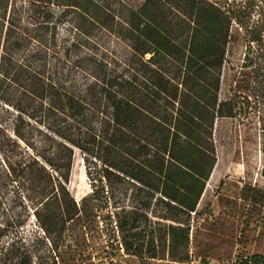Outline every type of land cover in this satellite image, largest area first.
<instances>
[{
  "label": "trees",
  "instance_id": "16d2710c",
  "mask_svg": "<svg viewBox=\"0 0 264 264\" xmlns=\"http://www.w3.org/2000/svg\"><path fill=\"white\" fill-rule=\"evenodd\" d=\"M240 43L234 89L249 69L264 99V0H0V264H69L57 256L63 236L92 231L96 203L117 191L123 252L186 261L217 161L215 124L242 104L236 90L220 97ZM76 151L92 188L80 202L67 187ZM31 219L35 242L50 246L38 255L21 236ZM228 264H264V254Z\"/></svg>",
  "mask_w": 264,
  "mask_h": 264
},
{
  "label": "rangeland",
  "instance_id": "374dc122",
  "mask_svg": "<svg viewBox=\"0 0 264 264\" xmlns=\"http://www.w3.org/2000/svg\"><path fill=\"white\" fill-rule=\"evenodd\" d=\"M214 1L233 4L241 0ZM97 37L106 48L120 56L127 55L113 38L105 34ZM244 54L242 43L232 48L224 71L221 99L231 98L236 90L242 104L236 119L223 118L215 124L217 161L196 214L192 215L188 259L180 263L164 255L148 259L125 254L113 227L112 213L121 206L119 191L115 193V201L96 203L98 212L92 231L86 235L69 231L63 236L58 259L64 258L69 264H73V258L91 259L95 264H228L240 255L264 254V99L260 97V80L249 69L242 71L249 74L238 76V87L234 89L237 81H233V71L239 72ZM12 117L6 118L9 133H12ZM31 124L35 126L34 122ZM67 187L77 202L92 192L83 158L77 151ZM2 210L7 215L13 214L9 197L3 200ZM2 216L0 214V224H3ZM36 231L31 219L21 229V236L38 255L50 246L44 239L41 243L35 242ZM7 241L3 239L2 243Z\"/></svg>",
  "mask_w": 264,
  "mask_h": 264
}]
</instances>
